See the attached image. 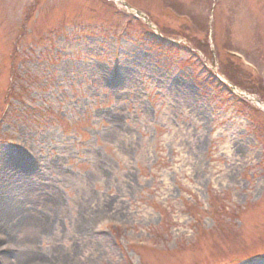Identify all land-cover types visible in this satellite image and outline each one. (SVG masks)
<instances>
[{"label": "rangeland", "instance_id": "374dc122", "mask_svg": "<svg viewBox=\"0 0 264 264\" xmlns=\"http://www.w3.org/2000/svg\"><path fill=\"white\" fill-rule=\"evenodd\" d=\"M32 1L0 0V111ZM127 1L190 44L163 8L202 24L212 0ZM108 2L28 9L14 88L35 110L14 103L0 129V232L20 264H264V101L243 73L258 106L218 79L223 51L264 67V0H218L205 52L147 37Z\"/></svg>", "mask_w": 264, "mask_h": 264}, {"label": "bare ground", "instance_id": "6f19581e", "mask_svg": "<svg viewBox=\"0 0 264 264\" xmlns=\"http://www.w3.org/2000/svg\"><path fill=\"white\" fill-rule=\"evenodd\" d=\"M4 258H2V260H3ZM18 264H20V262H18Z\"/></svg>", "mask_w": 264, "mask_h": 264}]
</instances>
